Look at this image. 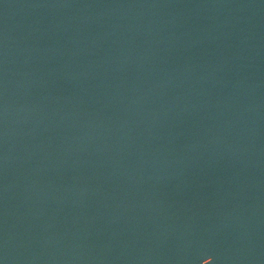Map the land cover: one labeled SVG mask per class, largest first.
Here are the masks:
<instances>
[{
	"label": "water",
	"instance_id": "95a60500",
	"mask_svg": "<svg viewBox=\"0 0 264 264\" xmlns=\"http://www.w3.org/2000/svg\"><path fill=\"white\" fill-rule=\"evenodd\" d=\"M0 264H264V0H0Z\"/></svg>",
	"mask_w": 264,
	"mask_h": 264
}]
</instances>
